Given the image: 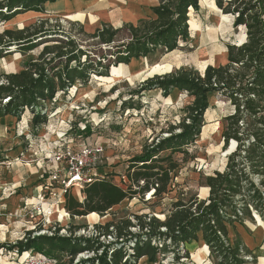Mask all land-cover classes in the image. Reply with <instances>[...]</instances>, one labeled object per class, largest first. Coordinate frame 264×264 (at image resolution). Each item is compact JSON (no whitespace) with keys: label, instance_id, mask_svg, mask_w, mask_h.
Listing matches in <instances>:
<instances>
[{"label":"trees","instance_id":"obj_1","mask_svg":"<svg viewBox=\"0 0 264 264\" xmlns=\"http://www.w3.org/2000/svg\"><path fill=\"white\" fill-rule=\"evenodd\" d=\"M49 1L55 0H0V19L9 21L25 11L44 12L45 3ZM217 5L225 14H237L235 24L246 26V41L241 45H227V64L208 65L203 73L181 68L148 79L142 90L162 88L169 93L179 89L193 96L187 115L180 123L169 127L168 137L146 145L140 154L130 159L128 189L102 178L85 186L83 200L68 194L65 208L72 217H85L92 212L103 216L134 194L152 189L154 196L166 193L171 173L179 163L171 155L161 156L160 153L168 149L187 153L184 147L200 135L210 106L209 94L215 92L225 96L234 107L233 112L224 117L225 147L231 141L237 145L229 155L226 169L207 177L209 197L186 203L178 200L165 219L135 214L136 222L125 217L95 224V234L88 236H77L73 231L69 235L59 234V229L52 235L31 236L32 230H29L28 237L13 247H18L20 252L30 249L47 254L55 250L66 252L72 256L70 264H138L145 256L156 261L157 252L171 246L178 260L181 243L197 240L198 233L202 232L204 241L220 258L219 264H245L240 256V242L234 247L229 242L227 223H232L233 217H239L243 210L250 212V207L264 212V190L253 178L260 177L264 184V0H217ZM192 6L197 10L198 0H160V4L152 8L155 18L142 19L138 25L125 24L122 28L105 24L96 29L91 37L118 47L114 53L110 51L114 60L105 55L94 61L91 53L69 36L66 41L49 44L45 39L57 32L45 28L47 19L39 25L5 29L0 32L1 59L12 55L15 47L26 50L44 45L40 60L19 72L0 75V117L12 114L20 119L28 110L33 124L40 126L48 120L44 103L55 101L60 92L67 94L76 81L87 84L91 73L107 76L110 67L130 63L133 58L148 55L158 47L167 51L176 49L179 38L187 40L190 35L188 8L194 9ZM124 28L128 29L130 39L113 45ZM82 56L86 59L82 60ZM60 65L62 69L56 70ZM176 129L180 131L175 132ZM135 184L138 189L133 188ZM132 227L139 230L133 231ZM109 236L114 239L102 240ZM83 252L91 255L74 262Z\"/></svg>","mask_w":264,"mask_h":264},{"label":"rangeland","instance_id":"obj_2","mask_svg":"<svg viewBox=\"0 0 264 264\" xmlns=\"http://www.w3.org/2000/svg\"><path fill=\"white\" fill-rule=\"evenodd\" d=\"M59 1L49 2L58 3ZM198 2L197 10L193 6L194 9L188 8L190 35L187 40L179 38L176 49L167 51L163 47H158L148 55L137 57L138 62L135 66H131L132 62L124 63L123 75L112 82L103 80V77L114 75L115 70L112 67L108 70L107 76L91 73L87 84L80 80L76 81L67 94L60 92L55 101L44 103L48 120L40 126L33 124L32 113L21 119L18 118L17 121L4 120L0 127V264H18L21 252L18 247L13 246L18 241L25 240L29 230H32L31 236L52 235L56 229L60 230L59 234L69 235L73 231L77 236H88L95 234V224H106L125 217H131L136 222L135 214L154 215L165 219L178 200L186 203L195 198L201 200L209 197L210 188L206 183L207 177L216 171L226 169L229 155L236 145L235 143L232 147L233 141H231L225 147L222 136L225 126L224 117L231 114L234 107L220 93H214L213 97L209 95L210 106L205 112L204 128L202 127L201 131L203 139L197 141L198 136L193 143L184 147L187 153L172 152L171 149L160 153L161 156L171 155L179 163L176 170L171 173L172 179L166 193L154 196V189H152L134 194L109 209L105 214L109 217L104 221L97 218L91 220L88 216L87 218L72 217L64 208L66 198L63 199L64 207L58 203L53 205L54 210L49 211L52 215L48 216L44 212V210L47 211L44 208L46 202H43L42 206L37 196L41 181L48 175L50 165L48 158L53 154V149L63 144L71 147H80L94 142L103 144L105 158L99 165V174L128 189L131 183L128 177L130 159L140 154L146 145L156 144L168 137L171 134L169 127L180 123L187 115L188 106L194 100L193 96L183 90H179V95L174 97L175 89L169 93L162 88L142 90L143 84L154 76L169 74L181 68L203 73L208 65L227 64L229 61L227 45H241L246 41L247 28L245 25L235 24L237 14H225L223 9L219 12L212 6L213 3L217 4V0H198ZM138 3L145 11L146 17L130 22L128 18L136 17L125 16L122 17L121 25H118L116 18L102 16V10H110L112 6L104 0H98L90 8H83L81 12L83 15L76 18L64 13L65 9H61L60 12H50L49 9L57 4L47 5L46 2L44 12L35 11L37 14H28L30 11H25L18 13L9 21L0 19V32L7 28L19 29L39 25L42 20L47 19L45 28L57 32V35L48 36L45 39L49 40V44H58L60 40L66 41V37L69 36L80 47L88 50L94 61L102 59L105 55L114 60L110 51L114 53L118 47L113 48L112 45L100 43L90 34L105 24L122 28L125 24L138 25L142 19L156 17L152 8L159 5L160 0ZM149 4L151 11L146 9ZM89 12L95 14L92 22L99 25L96 29L91 27L90 20L86 16ZM221 13H224L222 18L218 16ZM192 17H195L199 27L192 25L190 22ZM211 36L216 38L211 39ZM128 39H130V33L127 28H124L113 45ZM43 45L26 50L13 48V56L5 55V58H0L2 67L0 75L19 72L31 62L40 60ZM215 45L226 51V59L223 62H217L214 60L215 57H206L202 63H198L199 58H202V50L209 53ZM101 47L102 50H100ZM85 59L86 57L82 56V60ZM135 67L143 69L141 76H135V71L132 75L130 74ZM60 69H62L61 65L56 68V70ZM179 131V129L175 130V132ZM31 173L35 175L33 180L28 182H33L31 185L34 186L33 189L10 181L18 180L19 174L28 176ZM253 178L264 190L260 177ZM133 188L138 189L136 184ZM82 192L83 190L80 191L78 188L71 191L79 200L84 198ZM227 228L231 245L234 247L236 242H240V256L245 264H263L264 253L258 256L247 245L245 239L249 241V237L247 235L245 238L244 230L251 235L256 232L255 236L263 234L264 240V212L253 207H250V212L243 210L239 217H233L232 223H227ZM132 230L139 229L132 227ZM113 239L102 237V240L106 242ZM196 242H200V236L197 240L181 243V257L178 260L175 258L174 246H171L167 250L160 249L157 252L156 261H150L148 257L142 261L140 258L138 264H199L194 256V253H200ZM249 244H252L251 239ZM205 252L202 253L203 259L200 264H219L220 258L211 251L209 246ZM52 255L59 258L60 264H70L72 260V256L66 252L55 250ZM89 255H91L89 252L80 253L73 261L76 262Z\"/></svg>","mask_w":264,"mask_h":264},{"label":"built area","instance_id":"obj_3","mask_svg":"<svg viewBox=\"0 0 264 264\" xmlns=\"http://www.w3.org/2000/svg\"><path fill=\"white\" fill-rule=\"evenodd\" d=\"M53 150L48 158V175L43 178L37 195L42 206L46 201L52 207L55 202L63 201L73 189L81 191L103 178L99 174V165L105 158L103 144L94 142L80 147L63 144ZM19 256L18 264H60L57 256L33 249L22 251Z\"/></svg>","mask_w":264,"mask_h":264},{"label":"bare ground","instance_id":"obj_4","mask_svg":"<svg viewBox=\"0 0 264 264\" xmlns=\"http://www.w3.org/2000/svg\"><path fill=\"white\" fill-rule=\"evenodd\" d=\"M98 0H91V1H85V0H60L58 3H51V2H47V5H50V4H57V6L53 7V8H50L49 11L50 12H60L62 11L61 9H65L64 13L68 14L70 17H73V18H76V17H80L82 16L83 14L81 13L83 8H90L93 6V4H95ZM106 1L107 3L111 4V9L110 10H107L105 11L104 13L102 12V16H106L107 18H116L118 20V25H121V20H122V17H125V16H128V17H137L141 14V10H140V6H139V1H144L145 3H150L152 2L153 0H104ZM212 6L217 9L219 12H221V8L213 3ZM101 12V10H99ZM99 12V13H100ZM28 14H37L35 11H30ZM223 14L224 13H221L220 15H218L219 17H223ZM87 18L90 20V21H93L95 19V14L93 12H89L86 14ZM88 20V21H89ZM190 22L192 23V25L194 26H197L199 27L198 25V22L196 21L195 17H192ZM222 22V21H221ZM223 27V23L221 24V28ZM214 36V35H213ZM216 38V37H214ZM212 36H211V39H214ZM205 37H204V41H205ZM213 52V53H212ZM226 51L223 50L222 48H218V45H215L213 46L212 50L209 51V53H205L203 50H202V55L201 57L202 58H199L198 60V63H202L203 60L206 58V57H215L214 60L217 61V62H223L225 59H226ZM13 56V55H11ZM7 57H10V56H7ZM132 64L131 66H135L138 61L136 60V58H133L132 59ZM124 64H120L119 66H112L113 70H115V73L114 75L112 76H109V77H103V80L105 81H109V82H112L114 81L115 79L119 78L120 76L123 75V71H122V66ZM1 65H0V70H1ZM142 70L143 69H137V67H135L132 71H131V75L133 73V71H135V76L139 77L141 76L143 73H142ZM180 93L179 89H175L174 91V97L178 96ZM215 92L213 93H210V97H213ZM204 128V127H203ZM203 139V133H201L199 135V137L197 138V141H201ZM235 142H232V147L234 146ZM126 200V199H125ZM40 201V200H38ZM41 202V201H40ZM43 202H46V201H43ZM62 204L63 207H64V203L63 201H59V202H55V204ZM48 203H44V208L47 210L44 212L49 216V215H52L51 210H54L53 206L52 208H50L48 205ZM53 204V205H55ZM65 208V207H64ZM53 212V211H52ZM88 218H90L91 220L94 219V218H97L98 220H105L109 217V215H104V216H100L97 212H92L90 213L89 215H87ZM87 216H85L87 218ZM199 236H200V242H196L199 246V249H200V253H194V256L195 258L199 261V264L202 262V253L207 251V244L206 242L204 241L203 239V236H202V232H199ZM197 249V248H196ZM206 253V252H205ZM147 257H143L142 258V261L146 260Z\"/></svg>","mask_w":264,"mask_h":264},{"label":"crops","instance_id":"obj_5","mask_svg":"<svg viewBox=\"0 0 264 264\" xmlns=\"http://www.w3.org/2000/svg\"><path fill=\"white\" fill-rule=\"evenodd\" d=\"M144 5H146V4H144ZM147 10H149V11H151V9H150V4H149V7H147L146 8ZM140 10H141V14L139 15V16H137L136 18H128V20L130 21V22H134V21H136V20H138V19H140V18H143V17H146V13H145V11H143V9H142V7H140ZM102 12L104 13L105 12V10H102ZM105 17V16H104ZM102 19H105V18H102ZM90 25H91V27L93 28V29H96L97 27H99V25L97 24V23H94L93 24V22L92 21H90ZM25 115H30V112L29 111H26L23 115H22V117L23 116H25ZM9 119V121H13L14 119L17 121V117L16 116H14V115H12V114H7V115H5V116H2V117H0V127H1V125H2V123L4 122V120H8ZM21 119V118H20ZM34 175L35 174H30V175H28V176H25V175H22V174H19L18 175V177L16 176V179L18 178V180H10L11 182H15V183H19V184H24V185H26L25 187H27V188H34V186H31V185H33V182H31V183H29L28 181L29 180H33V178H34ZM21 178V179H20ZM41 183H42V181H41ZM27 188H26V190H27ZM27 191H29V190H27ZM244 235H245V238H246V236L248 235V237H249V241H250V239H251V241H252V244H249V241H247V238L245 239L246 240V243H247V245L249 246V247H251L253 250H254V252L256 253V255H258V256H260L262 253H264V240H263V234L262 235H260L259 234V236H255L256 235V232H254L252 235L251 234H249V233H247L245 230H244ZM259 238V239H258ZM263 264H264V257H263Z\"/></svg>","mask_w":264,"mask_h":264},{"label":"water","instance_id":"obj_6","mask_svg":"<svg viewBox=\"0 0 264 264\" xmlns=\"http://www.w3.org/2000/svg\"><path fill=\"white\" fill-rule=\"evenodd\" d=\"M237 45V44H236ZM237 145V144H236ZM234 151V150H233Z\"/></svg>","mask_w":264,"mask_h":264}]
</instances>
